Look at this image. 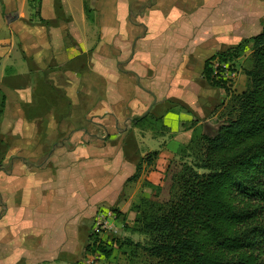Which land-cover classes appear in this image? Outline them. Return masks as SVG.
Wrapping results in <instances>:
<instances>
[{"label": "crops", "instance_id": "crops-1", "mask_svg": "<svg viewBox=\"0 0 264 264\" xmlns=\"http://www.w3.org/2000/svg\"><path fill=\"white\" fill-rule=\"evenodd\" d=\"M263 20L264 0H0V264L78 262L100 207L118 203L131 225L124 186L162 184L159 162L199 127L163 111L167 139L133 121L172 98L182 52L258 35ZM150 138L164 139L158 165L128 183Z\"/></svg>", "mask_w": 264, "mask_h": 264}, {"label": "trees", "instance_id": "trees-1", "mask_svg": "<svg viewBox=\"0 0 264 264\" xmlns=\"http://www.w3.org/2000/svg\"><path fill=\"white\" fill-rule=\"evenodd\" d=\"M247 44L252 67L244 71L245 91L237 94L231 82L213 77L210 62L220 58L236 69L233 60ZM204 76L230 98L226 119L195 129L164 185L150 184L153 197L134 206L131 230L148 238L136 245L154 264H264V20L261 33L208 59ZM150 120L147 115L133 124L142 130ZM159 156H142L128 182L140 177L144 164L155 170Z\"/></svg>", "mask_w": 264, "mask_h": 264}, {"label": "rangeland", "instance_id": "rangeland-1", "mask_svg": "<svg viewBox=\"0 0 264 264\" xmlns=\"http://www.w3.org/2000/svg\"><path fill=\"white\" fill-rule=\"evenodd\" d=\"M181 20L178 22L180 24ZM181 29L182 25H177L176 29ZM263 28V21L261 22V29ZM260 26L257 27L259 30ZM263 30V29H262ZM198 29L194 28V35L197 33ZM256 32V31H255ZM254 35L250 33L249 35H245L241 39L236 40L234 43L230 41H225L216 45H213L211 49H193L190 53L186 52L185 55L182 52L181 57L177 59V70L175 71V75L171 78L170 85L163 86L164 94L172 96L171 99H161L158 104H156L155 111L149 113L151 116V120L146 124L142 125V133L145 135L149 132L153 134L155 137L163 136L167 139H170V128L168 129L164 126V122L161 120L160 115L163 111L170 112L173 111L175 114L185 113L186 117H189V121H186L182 125L180 130L185 131L192 127H197V131L199 128L204 129L205 126L217 127L218 124L222 123L227 116L228 109L227 106L229 104V97L226 92L222 89H214L210 82L203 75V66L204 63L213 57L214 55L221 53L229 48L235 47L245 40H249ZM196 36V35H195ZM217 37H221L220 35H216ZM5 37V35L1 34L0 38ZM188 45V44H187ZM251 55V44H247L244 47V50L238 51V58L233 60L234 67L238 71V77L232 81L231 88L232 92L241 93L247 87V76L245 75V70L250 69L252 67V62L250 60ZM241 77H244V83L241 82ZM166 98V97H165ZM169 118V117H168ZM167 118V119H168ZM175 118L170 117V121L175 123ZM179 130L178 134L181 132ZM200 132V131H199ZM149 133V134H150ZM175 135L177 133H174ZM174 135V136H175ZM164 139L162 138H150L145 144H140V152L148 153L153 151H158L161 149V144ZM166 142V141H165ZM163 144V146H165ZM3 146L0 145V155L3 153ZM130 154L136 153L137 148H133L132 146L127 148ZM177 152H169L168 157L170 158L165 162H159L162 167L167 166L165 177L162 179L161 186L164 185L166 181V176L168 175L167 169L170 168L173 161L181 162V157ZM178 153V154H177ZM179 155V157H177ZM158 165V163H157ZM135 180H130L128 183H133ZM144 180L141 181L140 187L136 188V191L133 190L130 192L127 189L128 184L124 186V190L122 194L119 195L120 201L124 204V210L127 214H131L133 220L136 217L134 206L139 204L142 198L153 197L154 190L150 183H143ZM120 202V203H121ZM127 203V205H125ZM115 205H107L104 208L100 207L98 210H104L106 207L113 209L117 206ZM97 210V211H98ZM97 211L94 212V215L97 214ZM131 217V218H132ZM121 218V217H120ZM95 220L94 216L92 221L89 220L87 222V228L83 231L85 233V238H88L85 246L84 255L81 257L78 262L74 264H87L89 261L92 264H154V261L149 259V257L145 254L141 247H138L136 244L140 243L142 245H146L148 242V238L140 233L132 232L131 228L134 226L132 222L129 220L127 229L120 228L118 233H114L113 231L105 232L100 237L93 230V221ZM116 238V239H114ZM114 239V240H113ZM131 240L132 244H127L125 240ZM86 240V239H85ZM123 243V244H122ZM102 245L104 247H102ZM89 246V249H87ZM109 255H106L105 250Z\"/></svg>", "mask_w": 264, "mask_h": 264}, {"label": "built area", "instance_id": "built-area-1", "mask_svg": "<svg viewBox=\"0 0 264 264\" xmlns=\"http://www.w3.org/2000/svg\"><path fill=\"white\" fill-rule=\"evenodd\" d=\"M211 72L214 78L217 80H228L232 83L238 77V71L234 69L229 62L215 58L210 62ZM93 230L100 237L105 232L118 233L120 228H123L121 224L120 216L111 208L97 211L94 215ZM87 264H92L89 261Z\"/></svg>", "mask_w": 264, "mask_h": 264}, {"label": "water", "instance_id": "water-1", "mask_svg": "<svg viewBox=\"0 0 264 264\" xmlns=\"http://www.w3.org/2000/svg\"><path fill=\"white\" fill-rule=\"evenodd\" d=\"M10 22V21H9Z\"/></svg>", "mask_w": 264, "mask_h": 264}]
</instances>
